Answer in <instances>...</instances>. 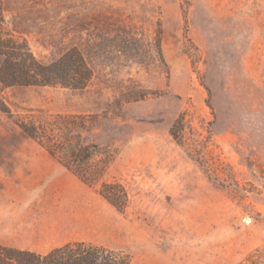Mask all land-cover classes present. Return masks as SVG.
<instances>
[{
	"label": "rangeland",
	"instance_id": "374dc122",
	"mask_svg": "<svg viewBox=\"0 0 264 264\" xmlns=\"http://www.w3.org/2000/svg\"><path fill=\"white\" fill-rule=\"evenodd\" d=\"M7 30L43 62L78 47L83 89L5 88L0 211L34 201L63 237L129 253L131 264H234L264 246V0H3ZM88 141L111 145L121 211L26 137L33 111L101 113ZM117 111V109H115ZM184 117L181 141L171 128ZM39 200L63 207L43 212ZM56 209V208H55Z\"/></svg>",
	"mask_w": 264,
	"mask_h": 264
},
{
	"label": "trees",
	"instance_id": "16d2710c",
	"mask_svg": "<svg viewBox=\"0 0 264 264\" xmlns=\"http://www.w3.org/2000/svg\"><path fill=\"white\" fill-rule=\"evenodd\" d=\"M4 24L3 0H0V92L16 85L73 89L88 85L93 71L78 47H70L46 63L34 55L26 38L7 30ZM0 109L13 116L12 109L1 95ZM122 109L123 100L116 98L101 113L39 110L17 118L15 123L26 137L37 142L83 182L90 186L99 185L98 192L124 211L130 202L128 190L119 179L106 178L117 153L111 145L90 142L87 136L101 119L121 116ZM183 123L184 117L179 116L171 128L172 135L179 142ZM131 260V255L125 251L84 240L69 242L46 254L0 243V264H131ZM234 264H264V246Z\"/></svg>",
	"mask_w": 264,
	"mask_h": 264
},
{
	"label": "crops",
	"instance_id": "0c3cea01",
	"mask_svg": "<svg viewBox=\"0 0 264 264\" xmlns=\"http://www.w3.org/2000/svg\"><path fill=\"white\" fill-rule=\"evenodd\" d=\"M54 158V157H53ZM34 201L27 204L23 200L9 201L0 211V243L5 246L28 249L36 253L46 254L51 250L61 247L69 242L79 239L64 238V222L54 219L47 214L36 216L37 210ZM43 212L50 213L49 208L57 212L58 207H63L59 201L49 204L39 200Z\"/></svg>",
	"mask_w": 264,
	"mask_h": 264
}]
</instances>
